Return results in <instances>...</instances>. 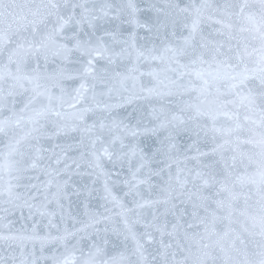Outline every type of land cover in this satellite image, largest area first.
<instances>
[{"label": "snow or ice", "instance_id": "1", "mask_svg": "<svg viewBox=\"0 0 264 264\" xmlns=\"http://www.w3.org/2000/svg\"><path fill=\"white\" fill-rule=\"evenodd\" d=\"M0 264H264V0H0Z\"/></svg>", "mask_w": 264, "mask_h": 264}]
</instances>
